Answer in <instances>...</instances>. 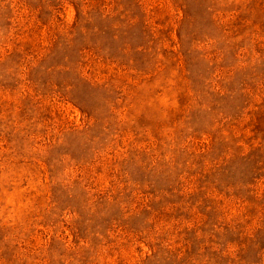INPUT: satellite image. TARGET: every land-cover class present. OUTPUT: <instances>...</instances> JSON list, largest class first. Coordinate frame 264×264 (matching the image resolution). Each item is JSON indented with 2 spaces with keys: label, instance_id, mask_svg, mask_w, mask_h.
Segmentation results:
<instances>
[{
  "label": "rangeland",
  "instance_id": "rangeland-1",
  "mask_svg": "<svg viewBox=\"0 0 264 264\" xmlns=\"http://www.w3.org/2000/svg\"><path fill=\"white\" fill-rule=\"evenodd\" d=\"M0 264H264V0H0Z\"/></svg>",
  "mask_w": 264,
  "mask_h": 264
}]
</instances>
